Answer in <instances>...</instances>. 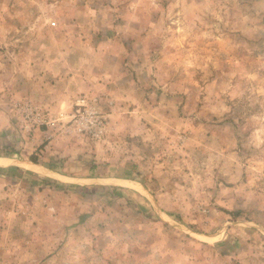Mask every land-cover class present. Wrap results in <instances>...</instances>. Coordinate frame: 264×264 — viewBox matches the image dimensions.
<instances>
[{
  "label": "rangeland",
  "instance_id": "374dc122",
  "mask_svg": "<svg viewBox=\"0 0 264 264\" xmlns=\"http://www.w3.org/2000/svg\"><path fill=\"white\" fill-rule=\"evenodd\" d=\"M0 264H264V0H0Z\"/></svg>",
  "mask_w": 264,
  "mask_h": 264
},
{
  "label": "trees",
  "instance_id": "16d2710c",
  "mask_svg": "<svg viewBox=\"0 0 264 264\" xmlns=\"http://www.w3.org/2000/svg\"><path fill=\"white\" fill-rule=\"evenodd\" d=\"M61 186V185H60Z\"/></svg>",
  "mask_w": 264,
  "mask_h": 264
}]
</instances>
